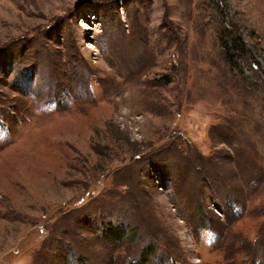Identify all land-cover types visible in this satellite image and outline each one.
Listing matches in <instances>:
<instances>
[{"label": "rangeland", "instance_id": "1", "mask_svg": "<svg viewBox=\"0 0 264 264\" xmlns=\"http://www.w3.org/2000/svg\"><path fill=\"white\" fill-rule=\"evenodd\" d=\"M0 264H264V0H0Z\"/></svg>", "mask_w": 264, "mask_h": 264}, {"label": "trees", "instance_id": "2", "mask_svg": "<svg viewBox=\"0 0 264 264\" xmlns=\"http://www.w3.org/2000/svg\"><path fill=\"white\" fill-rule=\"evenodd\" d=\"M214 1V0H212ZM217 1V0H215ZM221 1V0H218ZM220 9V7H218ZM226 17V13L223 12L222 10H220V19L222 20V30H220V37L221 40H223V47L225 49L226 52V57L228 58V60H231V63H234L235 60H233V56L237 57L240 60H244V61H253V58L251 56V54L249 53L248 49L246 48V45L244 44V42L242 41V39L239 37V35H237V32L234 28H232V25L229 23V21L225 20ZM234 29V30H233ZM253 63L255 64V62L253 61ZM101 174V173H99ZM96 175V178L99 176ZM106 194V193H105ZM109 237L115 238L118 242L122 239V237L125 235V231L123 229V227L121 225H118V227L116 228H110L109 229ZM150 247H153L152 244H150L148 247L145 248L146 252H148L149 256L152 255L153 253V249L151 248V251H148V249ZM77 255V253H75V251L73 252V250L71 248H69L67 250V258L70 256V259L73 257L75 258V256ZM68 260V259H67ZM74 260L71 259V262H73Z\"/></svg>", "mask_w": 264, "mask_h": 264}]
</instances>
